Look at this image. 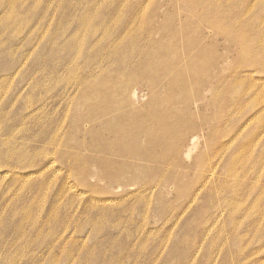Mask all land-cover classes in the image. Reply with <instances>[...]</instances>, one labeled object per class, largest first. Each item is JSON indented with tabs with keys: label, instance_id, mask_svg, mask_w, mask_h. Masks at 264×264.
<instances>
[{
	"label": "rangeland",
	"instance_id": "rangeland-1",
	"mask_svg": "<svg viewBox=\"0 0 264 264\" xmlns=\"http://www.w3.org/2000/svg\"><path fill=\"white\" fill-rule=\"evenodd\" d=\"M0 264H264V0H0Z\"/></svg>",
	"mask_w": 264,
	"mask_h": 264
},
{
	"label": "bare ground",
	"instance_id": "bare-ground-1",
	"mask_svg": "<svg viewBox=\"0 0 264 264\" xmlns=\"http://www.w3.org/2000/svg\"><path fill=\"white\" fill-rule=\"evenodd\" d=\"M152 6V5H151ZM216 25V24H215ZM235 30H233V35H234V32ZM238 33H240V32H238ZM236 35V34H235ZM238 35V34H237ZM242 35V34H241ZM128 37H130V36H128ZM127 37V38H128ZM229 37H231V36H229ZM238 36H236V38H237ZM108 39V38H107ZM231 39V38H230ZM195 42V41H194ZM186 43V42H185ZM122 45V44H121ZM136 47H137V45H136ZM139 47V46H138ZM248 47V46H247ZM140 48V47H139ZM138 48V49H139ZM249 48V47H248ZM107 51H109V50H107ZM132 52H134V51H132ZM124 54H126V53H123V55ZM113 55V54H112ZM142 55V54H141ZM178 54L176 53L175 55H173L172 57H176ZM121 56V55H120ZM116 57V56H115ZM137 57H139V55H137ZM136 57V58H137ZM101 75V74H100ZM99 76V75H98ZM89 80V79H88ZM88 86V85H87ZM83 86H81V88H82ZM118 99H119V97H114V100H116V101H118ZM128 106V105H127ZM136 109H132V112L134 113V111H135ZM125 116H127L126 114H121L118 118H117V120L115 121H110L111 122V125H116L117 127H123L124 129H125V131H126V128L128 127V125L129 124H131V122H135L136 123V121L133 119V118H129V117H125ZM115 122V123H114ZM154 123V121H153V119H147L146 120V125H152ZM133 126V125H132ZM183 129V128H182ZM119 135L120 136H122V134L120 133V131H119ZM193 141H195V140H193ZM79 171V170H78ZM80 172V171H79ZM78 174V173H77Z\"/></svg>",
	"mask_w": 264,
	"mask_h": 264
}]
</instances>
